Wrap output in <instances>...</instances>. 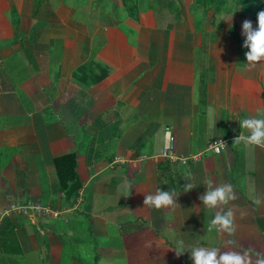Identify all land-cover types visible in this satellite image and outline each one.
Returning a JSON list of instances; mask_svg holds the SVG:
<instances>
[{
    "label": "crops",
    "instance_id": "1",
    "mask_svg": "<svg viewBox=\"0 0 264 264\" xmlns=\"http://www.w3.org/2000/svg\"><path fill=\"white\" fill-rule=\"evenodd\" d=\"M191 5L0 0V264H192L178 240L264 259V148L233 143L264 108V62L248 70L239 37ZM166 128L185 164L162 157ZM69 154L80 185L67 198L56 166L72 162L55 161ZM209 178L233 187L232 234L208 231ZM157 189L179 206L144 205ZM26 203L58 215L10 210Z\"/></svg>",
    "mask_w": 264,
    "mask_h": 264
},
{
    "label": "clouds",
    "instance_id": "2",
    "mask_svg": "<svg viewBox=\"0 0 264 264\" xmlns=\"http://www.w3.org/2000/svg\"><path fill=\"white\" fill-rule=\"evenodd\" d=\"M241 34L244 37L242 47L247 49L244 64L248 70L255 69L258 64L264 62V10L257 13L255 28L249 20L242 22ZM208 115L209 126L215 128L217 121L214 109L211 107L208 110ZM239 129L241 131L233 143H243L248 148H264V108L257 109L255 116L242 118L239 122ZM219 143L225 145L223 142L219 141ZM205 184L207 187L204 193L199 196V200L209 212L215 213L208 225V231L234 233V213L230 207L226 211L224 210L225 206L236 199L232 185L225 183L214 186L210 178L205 181ZM192 189H194L192 183L184 185L185 193ZM177 197L175 191L157 189L154 194L145 195L143 203L156 210L174 209L179 206L176 203ZM249 198L256 206L262 203L256 195L254 184L249 185ZM177 247L180 250L175 251L176 255L180 256L184 252H188L192 264H248L244 255L234 251H220L215 247L203 246H187L186 248L183 240L177 241ZM258 264H264V259H261Z\"/></svg>",
    "mask_w": 264,
    "mask_h": 264
},
{
    "label": "trees",
    "instance_id": "3",
    "mask_svg": "<svg viewBox=\"0 0 264 264\" xmlns=\"http://www.w3.org/2000/svg\"><path fill=\"white\" fill-rule=\"evenodd\" d=\"M235 8H237L238 14H243L244 16H251L254 20H256L257 13L261 10H264V0H231ZM192 10L198 11L201 15H205L209 10H213L214 13L219 14L222 13L225 9L228 0H192ZM168 7H171V3H167ZM196 13V12H194ZM197 14V13H196ZM197 27V26H196ZM233 27L229 28V32L232 36H234ZM202 42L205 44V39L207 37L206 32H202ZM64 161H70L71 164V172L69 170H64L65 173L62 172V169L57 168L58 178L64 180V176L68 178L66 182H64V194L67 198L74 197L76 195L77 190L79 189V181L77 178V174L75 173V155L69 154L65 155L61 158L56 159L55 165L57 163H61ZM1 233V230H0Z\"/></svg>",
    "mask_w": 264,
    "mask_h": 264
},
{
    "label": "rangeland",
    "instance_id": "4",
    "mask_svg": "<svg viewBox=\"0 0 264 264\" xmlns=\"http://www.w3.org/2000/svg\"><path fill=\"white\" fill-rule=\"evenodd\" d=\"M121 2L123 4L126 3V5H128L131 3V0H121ZM110 5H112L111 2ZM192 5L190 6V10L192 12H196L197 14L196 13L194 14L198 15L202 21H205V24L209 27V29L215 28V29L228 31L229 28L233 27L234 30L232 29L233 30L232 33L234 35L236 34L239 37L241 44H243L244 42V37L241 34L242 22L245 20H249L252 22L253 27L254 28L256 27V20H254L251 16H244L243 14H238L236 10L237 8L234 7L233 2L231 0H228V3L225 6L226 10H224L222 13L219 14L214 13L213 10H209L205 15L202 16L200 12L192 10Z\"/></svg>",
    "mask_w": 264,
    "mask_h": 264
},
{
    "label": "built area",
    "instance_id": "5",
    "mask_svg": "<svg viewBox=\"0 0 264 264\" xmlns=\"http://www.w3.org/2000/svg\"><path fill=\"white\" fill-rule=\"evenodd\" d=\"M165 140H166V145H165V149L163 151L162 157L168 158L172 162L180 161L183 164H185L189 158H178L172 154L173 138H172V135H171L169 128L165 129ZM219 141L223 142L226 145L225 141H223V140L213 141L212 143H210L208 145L207 150L213 151L215 153H219L220 150L225 147V145H222L221 143H219ZM199 155L192 156V157H190V159L195 161L199 157ZM10 210L18 212V213L25 215V216H27L29 213L34 214V215L36 214V215L51 216V217H57V215H58L57 212H52L49 209H47L45 207H41L40 205H38L36 203H26V204H21V205H17V206H12ZM8 212L9 211H5L4 214H7Z\"/></svg>",
    "mask_w": 264,
    "mask_h": 264
}]
</instances>
